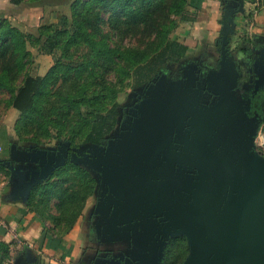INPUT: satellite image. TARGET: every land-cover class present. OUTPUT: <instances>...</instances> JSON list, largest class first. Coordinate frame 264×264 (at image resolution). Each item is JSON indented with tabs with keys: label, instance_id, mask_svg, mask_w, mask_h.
<instances>
[{
	"label": "water",
	"instance_id": "1",
	"mask_svg": "<svg viewBox=\"0 0 264 264\" xmlns=\"http://www.w3.org/2000/svg\"><path fill=\"white\" fill-rule=\"evenodd\" d=\"M230 1L223 5L219 67L204 80V89L221 101L203 106L204 91L192 79L181 87L170 86L171 101L166 105L150 86L136 106L135 115L140 117L115 147L109 144L102 151L86 152L74 148L102 172L109 186L100 205H106L111 232L130 231L137 220L153 218L160 224V234L186 237L189 255L183 264H264V156L255 150L261 120L247 116L250 96L236 95L241 72L229 36L245 1ZM262 108L264 114V103ZM242 115L251 128L246 138L238 125H224ZM182 116L186 121H181ZM186 126L190 131L184 133ZM175 132L180 145L172 143ZM67 158L65 150L62 154L41 148L32 151L12 144L9 158L0 162L14 176V198L24 199ZM27 159L38 162L30 181L22 167H15Z\"/></svg>",
	"mask_w": 264,
	"mask_h": 264
},
{
	"label": "trees",
	"instance_id": "2",
	"mask_svg": "<svg viewBox=\"0 0 264 264\" xmlns=\"http://www.w3.org/2000/svg\"><path fill=\"white\" fill-rule=\"evenodd\" d=\"M228 1L221 0V5ZM11 2L19 5L23 0ZM69 7L70 16L62 14L56 23L41 24L37 34L26 33L8 19H0V91L9 93L8 105L21 115L16 124L18 135L35 130L28 140L37 148L41 147V136L80 138L108 145V135L118 120V92L124 89L125 80L151 82L170 64L179 63L190 49L171 37L180 21H190L189 0H72ZM103 11L110 12L107 22L111 33L122 39L133 36L137 45H110L108 35L101 30ZM217 41L220 46V38ZM28 42L42 53L55 56L56 63L45 75L24 74L20 81L25 58L31 54ZM112 73L118 76L115 82L110 78ZM57 169L53 175L61 180L36 184L27 207L19 213L23 217L28 210L34 212L35 205H41L35 209L38 218L50 219L53 224L48 231L66 243L67 234L93 197L96 184L87 170L72 162ZM54 199L56 214L44 208ZM12 239L8 230L1 228L0 264L11 257ZM174 247L176 242L168 246L166 264H180L188 253L186 247L178 258Z\"/></svg>",
	"mask_w": 264,
	"mask_h": 264
},
{
	"label": "rangeland",
	"instance_id": "3",
	"mask_svg": "<svg viewBox=\"0 0 264 264\" xmlns=\"http://www.w3.org/2000/svg\"><path fill=\"white\" fill-rule=\"evenodd\" d=\"M190 1V0H189ZM249 3H251V7L250 9H248V11L245 12L244 10V14L245 16L248 18V25L244 28L238 31V33L240 34V38L241 39H245L247 36H250V24L251 27L253 25L252 21H253V17H250V15L253 13H257V10L255 9V6L258 4L257 1H252ZM190 4V2H189ZM259 5V4H258ZM208 6L210 7H219V9L223 11L224 13V8L223 5H221V0H208ZM256 11V12H255ZM251 13V14H250ZM71 15V9L69 6H67L66 8L62 9V10H58L55 12L48 13L46 15V19H43L42 21H44V24H50V23H56L59 21L61 15ZM243 14V13H242ZM110 12L109 11H103L101 13V17H102V24H101V30L103 32V34H107L108 35V42L110 43V45H117L121 44L122 47H132L134 45H137V41L136 38H134L133 36H127L125 38H121L119 34L115 33H111L112 28L109 26L108 24V18H109ZM223 15V14H222ZM187 18L190 19V21H180L178 28L171 34L172 39H176L177 41L179 40V42H188L189 43V51L187 52V55L179 62V63H172L169 65V68L167 70H163L161 72L160 75H157L156 77V81H154L151 84H147L146 81H143L142 83H135V81L132 80H125L124 84V89L123 90H119L118 92V102H119V108H118V115H117V124L114 126V129L111 131V133L108 135L110 139V143L108 142V145L110 144V147H115V145L119 142V140L122 139L123 134H125L126 132H128L129 130L131 131L130 127L134 124V120L139 118L140 115L137 113V116L135 115V118L133 119V121L131 123H127L124 124V126H121L119 123V120L121 119V111H122V107L123 105H131L135 102V98L143 93L145 95V93L147 92L148 88L150 86H153V90L155 93H158V99L161 102V104H168L171 101V93H168V89L170 86H174L175 83H179L176 87H181L183 84H189L190 80H195L196 84H198V86H200L202 88V90L204 91V94L201 97V104L203 106H207V105H212L217 103L220 100V96L210 93L208 92L206 89H204L206 82L204 81L205 78L207 77V75L209 74V72L211 71H215L218 70L219 67V60H220V46L217 45V43H219L217 40L220 38H222V29L221 31H218L217 35H213L211 37V33L208 30V25L203 23H200L199 20L202 22L203 21V13L201 9H198L195 5H191L189 7V11L187 14ZM194 18V19H193ZM223 18V16H222ZM191 19H193V21H191ZM41 20L37 21H33L32 25H29L28 28H26V30H24V32L26 33H33V34H37L38 33V26H40L41 24ZM223 27V22L221 23V28ZM235 29V28H234ZM234 31L230 34L229 39L232 38V40L230 39L229 41V48L230 51L233 55V52L235 54V56L237 57L238 55H240L238 52L243 51V47L241 46V44H238V42L235 40V34ZM196 35V36H195ZM218 37V38H217ZM234 37V38H233ZM195 38H197V40L200 42L199 47H197L196 43L194 42ZM215 38L216 41H215ZM232 41V42H231ZM215 42V43H214ZM221 44V41H220ZM231 44V46H230ZM29 51L31 52V54L25 58L26 62V66H25V70L20 74V81L23 78L24 74H31V75H45L46 72L48 71V69L56 63V57L53 55H48V54H44L41 51L38 50V48H36L35 46H33L31 43L28 42V48ZM213 50V52L215 53H219L218 54V61L214 62V57L215 56H210L209 61H205V64L203 62V58L202 55L204 53L205 50ZM263 46L259 48V50L254 49L253 53H252V59H251V66H250V71L251 74L253 76H255V83H257L256 88H255V92L252 94H255L259 87V83H263L264 82V50ZM207 52L204 53V57L207 56L206 54ZM59 54H57L58 56ZM78 54H75V57H77ZM236 61V60H235ZM209 62V63H208ZM238 65L241 66V64L238 62H236ZM197 64L200 66L198 67ZM203 65V66H201ZM211 67H215L214 69H209V66ZM215 65V66H214ZM242 74V73H241ZM195 76V77H194ZM205 76V77H204ZM194 77V78H193ZM110 78L115 82L118 79V76H116L115 73H112V75L110 76ZM241 78V76H240ZM240 78H239V83H240ZM130 83V84H129ZM239 87V84H238ZM237 87V88H238ZM237 88L235 89L237 92ZM170 92V91H169ZM154 93V94H155ZM236 95L240 98H243L244 95H249L251 98V104H252V97L253 95H251V92H249L248 90L244 91H240L237 92ZM206 96V97H205ZM212 96H214L215 98H212ZM157 98V97H156ZM246 98V97H245ZM200 99V98H199ZM198 99V100H199ZM247 99V98H246ZM8 100H9V93L6 91H0V158H7L9 157V153H10V147L12 144H16L19 148L24 149V150H34L35 148V142L28 140V137L33 136V134L36 132L35 130H33L32 133H27L24 134L23 136L21 135V137L18 135L17 131H16V124L18 119L21 117V115L19 114V112L17 110H15L14 108L10 107L8 105ZM143 101V99H142ZM142 101L139 102V105L142 103ZM138 105V104H137ZM137 112V107H136V111ZM134 112V114H135ZM250 112V111H249ZM247 113L248 117H261L262 116V111H257V113L255 115H250V113ZM186 116H188V113H185ZM246 115H242L241 119H239L238 121H234V122H229V123H225L224 125H238L239 128L242 130L241 136L243 138H246L248 136V134L251 133V128L250 125H248V118ZM181 121H186L185 117L182 116ZM128 125V126H127ZM186 128V127H185ZM184 128V129H185ZM31 129V128H30ZM38 131V130H37ZM51 131H54V129L52 128ZM184 132V130H183ZM55 133V132H54ZM182 134V131H181ZM264 135V125L261 123L260 121V125L258 127V131H257V135H255V150L258 151L257 149V145L263 144L262 142V136ZM41 140V144L39 148L41 149H47L49 151L52 152H56V153H63L64 151L61 152V150L59 151V149L61 148L60 146H66L67 144H70L72 146H77L80 147L82 151L86 152L87 150H89V148L93 149V150H103V147L105 148V146H103L100 143H95V142H85L82 139L79 138L76 140H69L68 138L64 139V138H56V137H44L41 136L40 138ZM68 139V140H67ZM81 140V141H80ZM76 141V142H75ZM75 142V143H74ZM174 145H180L181 144V139L179 137V133L175 132L173 135V142ZM107 145V146H108ZM106 146V147H107ZM78 156V157H77ZM84 157L74 153L72 154V164L78 167H83L85 170H87L92 177L95 180V192L94 194H98V191L100 190V188L104 189L105 193L107 192V186L105 183V180L103 178V174L101 171L99 170H95L94 168H92L90 165H88L84 159ZM38 162L32 159H27V160H23L21 162L15 163V167L18 169L20 167L23 168V170L25 171V175L28 181H30L33 176V171L38 169ZM0 164L4 167L0 166V193L5 191L6 188L10 189V192H13V188L15 185V179L14 176L11 173L10 168L5 165L3 162H0ZM183 170V169H181ZM180 170V171H181ZM56 171V170H55ZM52 173V177H48L47 179H45L42 184L48 183V181H50L51 183L57 182L60 179V176L58 175H53L54 173ZM10 172V173H9ZM73 175V174H72ZM176 178H180L179 176L175 175ZM77 180V179H76ZM75 180V182H76ZM72 181L66 183L65 185L68 186L69 184H71ZM104 193V192H103ZM2 195V194H0ZM5 195V199L7 198V195ZM31 196V194H30ZM30 196L28 198H17V199H12L11 201L15 202L20 209H23L25 207H27L28 205V200L30 198ZM94 196V195H93ZM10 198V197H9ZM3 199V200H5ZM101 200V199H100ZM104 199H102L100 202H103ZM100 202H98V206H97V210L96 212H99L100 207H102V205H100ZM55 203H57V201L54 199L51 201L50 205L48 207H44L46 210H50V213L56 214L57 210L55 208ZM91 203V206H93L94 204V197H90V200L88 202ZM87 205V206H88ZM40 208H42L41 205L39 206H34V212L35 209L39 210ZM49 212V211H47ZM35 214L37 216L38 212L36 211ZM106 214H108L106 212ZM109 215V214H108ZM20 213L19 215L16 217L15 221H17V223L20 221ZM46 217V215L44 216ZM47 218V217H46ZM101 219L98 220L97 223L100 222ZM42 222V225L47 229V227L51 226L53 224V222L50 219H45L43 218V220H39ZM20 224V223H19ZM112 224L108 223L107 227L108 230L106 228L107 231H105L104 233L107 234L109 233L113 227H111ZM78 229V228H77ZM160 224L157 223V221L153 220V218H141L139 220L136 221L135 227L130 231L127 230H120L118 232H115L112 235L106 236L103 235V237L101 236V239H99V242L97 243V247L100 246V243H104V242H108V241H122L125 239H130L132 236H134V249L132 248L131 252L129 253L132 254L133 256H131V258H127L128 260L126 261V263L122 262L121 259L116 260V259H111L109 261H111V264H166V249L168 248V242L171 240V238H174L172 236H170L171 238H167V236L169 235H162L160 234ZM19 231V230H18ZM122 231L123 234H122ZM9 233L13 236V243L11 245V249H10V256L5 259L4 264H21V260L25 259L24 258V253L26 252V249L21 250L20 248H23L25 246L24 240L22 236H20L19 234H17L14 230H10ZM52 236H56V238H60L58 237L55 233L51 232ZM73 234V232H72ZM71 234V235H72ZM69 235V234H68ZM67 235V236H68ZM166 237V238H165ZM176 237V236H175ZM180 237L178 240H174V242H176V247L175 250L177 251L178 254V258L182 257L185 253V250L188 248V253H186L184 255V261L186 260L187 256L189 255V246H188V242L185 236H178ZM181 237H185V240H182L183 238ZM73 239H77V237L74 235L72 237ZM96 238V236L94 237ZM97 239V238H96ZM92 240L95 241V239L92 238ZM101 241V242H100ZM172 242V244L174 243ZM185 242V243H184ZM187 247V248H186ZM23 251V252H20ZM41 251V249H40ZM39 251H35V260H37L39 262V256L37 257V255H40L42 257L41 261L42 262H50L51 257H48L46 255H44V253H39ZM57 257H59V255H55L53 256V259L57 260ZM33 259V261H35ZM44 260V261H43ZM183 261V262H184ZM107 262V261H105ZM180 263V264H183ZM109 263V262H107Z\"/></svg>",
	"mask_w": 264,
	"mask_h": 264
},
{
	"label": "crops",
	"instance_id": "4",
	"mask_svg": "<svg viewBox=\"0 0 264 264\" xmlns=\"http://www.w3.org/2000/svg\"><path fill=\"white\" fill-rule=\"evenodd\" d=\"M71 1L72 0H23L21 4L16 5L13 4L11 0H0V19H8L14 26L24 31L29 27V25H32L33 21H37L38 19L41 20V23H43L44 21L42 20L48 18L46 17L48 13L66 8L69 6ZM234 1L236 0H232L230 3H233ZM244 1L245 12L251 7V3H249V1H257L259 5L257 4L255 6L257 13H250V17L254 16L252 21L253 25L252 27L251 24L249 25L250 36H247L245 39L240 38L238 31L244 29L248 25V18L245 16V12H243V14L239 13L236 17L234 25V34L236 33L235 40L243 47V51L238 52L240 55L237 57H235L233 52V57L236 62L240 61V59L245 55L250 56L252 59L253 50H259V48L264 45V0ZM189 2L191 5H195L198 9L202 10L204 18L202 22L200 20L199 22L202 24H205L206 22L208 25V30L211 33V37L213 35H217L218 31H221L222 29V9L220 10L219 7L208 6V0H190ZM217 38H215V41ZM230 39L232 40V38ZM194 42L196 43L197 47H199L200 42L197 40V38H195ZM182 43L189 46L188 42ZM205 52H207L206 57H204ZM204 53L201 58H209L210 55L211 57L215 56V63L218 61L219 53L213 52L212 49L205 50ZM241 67L242 66L238 65V68L242 73V78L244 76V71L241 69ZM254 88V84H251L247 90L252 92ZM0 194H2L0 195V230L1 228L2 230L7 229L8 232L10 230H14L17 234L23 237L22 240H24L25 246L20 249H26V252L24 253L25 259L21 260V264H92L91 262L95 257V250L101 248V246L97 247L96 243L95 248V243H91V247L95 248L93 249L94 251L91 250L92 252H86L84 248L85 243L87 244L89 242L85 235L82 234L85 225L84 220L89 215L93 207L91 206V203H89V205L87 203L88 206H86L83 215L79 218L77 224L74 226L71 232L68 233L69 235L67 234V242L65 243L61 242L60 238H56L55 235L52 236L51 232H49L48 229L42 225V222L39 221L40 219L35 214V212L28 210L27 213L23 215V217L19 216L20 221L17 223L15 219L19 215L20 207L15 202L11 201L14 198V193L10 192L9 188H6L5 191L3 192L2 190ZM4 194L7 195L6 199ZM19 198L21 199V197ZM74 235L77 237V239L72 238ZM35 251H39L38 254L41 252L44 253V255L51 257L50 262L47 263L44 260V262H42V257L40 255H37V257L39 256V262L35 260ZM55 255H59L57 260L53 259V256ZM32 258H34L35 261H33Z\"/></svg>",
	"mask_w": 264,
	"mask_h": 264
},
{
	"label": "flooded vegetation",
	"instance_id": "5",
	"mask_svg": "<svg viewBox=\"0 0 264 264\" xmlns=\"http://www.w3.org/2000/svg\"><path fill=\"white\" fill-rule=\"evenodd\" d=\"M202 60L205 63V61H209L210 58L207 57L205 59L203 58ZM239 63L242 66L241 69L244 71V76L242 77L243 79L242 78L240 79V83H239V87L237 88V92L247 90V88L251 84H254V86L257 85V83H255V76H253L251 74V71H250V66H251L250 56L245 55L244 57H242L240 59ZM208 68L214 69V68H216V66L215 67L209 66ZM152 79L153 80H151V82H148L147 84H151V83H153V81H156V78H152ZM258 87H259L258 91L255 94H253V97H252V104H251V109L249 112L251 116L255 115L257 113V111H262V109H263L262 104L264 103V82L261 84L259 83ZM212 98H215V97L212 96ZM135 99L136 100L133 104L127 105V106L123 105L122 111H121V121H120L121 126H124V124L131 123L133 121V119L135 118L134 112L136 111V106H137V104H139L140 101H142V99H144V94L143 93L139 94ZM123 113H125V115H123ZM260 120H261V123L264 125V114H262V116L260 117ZM189 131H190L189 127L186 126V128L184 129V133L189 132ZM103 146H107V145H103ZM60 147L61 148L59 149V151L60 150H61V152L64 150L68 151V158H67L65 165L68 164L69 162H72L71 157H72V154L76 153L74 151V148L77 146L70 145V147H67L64 145V146H60ZM257 149H258V152L264 156V143L257 145ZM76 154H78V153H76ZM57 170L58 169H56V171ZM106 186H107L106 187L107 190H109L108 184H106ZM108 194H109L108 191L105 193L104 189L100 188V190L98 191V194H94V196H93L94 197V204H93L92 210L90 211L89 215L84 220L85 225L83 228L84 231L82 232V234L85 235V237L88 239V242H89L84 247L86 252L87 251H90V252L94 251L93 249L96 248V243L99 242V239H101V236L103 237V235L109 236V235L114 234L111 231L107 234L104 233L105 231L108 230V227H107L108 223L112 224V222L110 220V215H108L109 213L104 208V207H106V205H103L102 208L100 207L99 212H101V213L96 212L98 202H100L102 199H105ZM106 212L108 214H106ZM99 219H101V220L99 223H97ZM106 228H107V230H106ZM123 232L124 231H122V234H123ZM95 236L97 239L94 238ZM92 238L95 239V241L92 240ZM179 238L180 237H178V236L171 238V240L168 242V246L170 243L174 242V240H176V239L178 240ZM133 240H134V236H132L130 239H125L122 241L116 240V241H108V242L100 243L101 248H98L95 250V257L91 263L92 264H111V261H109V260H111L113 258L116 260L121 259L122 262L126 263L127 258H131V256H133L132 254L129 255L132 248L134 247ZM91 243H95V248L91 247V245H90ZM167 249H166V251H167ZM105 261H107L109 263H107Z\"/></svg>",
	"mask_w": 264,
	"mask_h": 264
},
{
	"label": "built area",
	"instance_id": "6",
	"mask_svg": "<svg viewBox=\"0 0 264 264\" xmlns=\"http://www.w3.org/2000/svg\"><path fill=\"white\" fill-rule=\"evenodd\" d=\"M262 142L264 143V135L262 136Z\"/></svg>",
	"mask_w": 264,
	"mask_h": 264
}]
</instances>
